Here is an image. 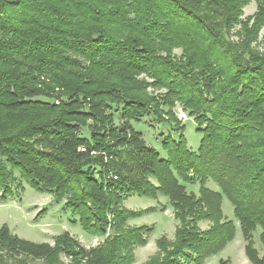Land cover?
<instances>
[{
	"label": "trees",
	"instance_id": "trees-1",
	"mask_svg": "<svg viewBox=\"0 0 264 264\" xmlns=\"http://www.w3.org/2000/svg\"><path fill=\"white\" fill-rule=\"evenodd\" d=\"M251 1L0 0V200L16 195L13 182L23 191L26 181L103 237L87 248L65 232L51 247L3 226L0 264H9L5 249L11 264H29L19 255L134 264L154 227L130 225L142 212L124 201L159 194L174 207L176 239H159L144 264H205L222 251L236 230L224 220V198L249 260L264 264L253 237L258 226L264 231V46L257 48L264 0L242 18ZM177 106L203 135L197 151ZM148 115L181 131L178 140L164 139L167 158L134 128ZM209 179L220 191L206 186ZM182 182L200 183V196Z\"/></svg>",
	"mask_w": 264,
	"mask_h": 264
},
{
	"label": "rangeland",
	"instance_id": "rangeland-1",
	"mask_svg": "<svg viewBox=\"0 0 264 264\" xmlns=\"http://www.w3.org/2000/svg\"><path fill=\"white\" fill-rule=\"evenodd\" d=\"M256 10L257 1L252 0L244 8L242 18L253 15ZM238 28L239 26L236 27V29ZM231 39L238 40V36L233 34ZM263 40L264 27L257 40V48L259 50H263ZM175 54L179 56L181 50H175ZM180 108L182 109L180 106L175 108L177 115ZM185 114L188 116L187 119L180 120L185 126L184 136L189 148L197 151L203 135L197 130L194 118L190 117L188 112ZM115 117L116 124H120V116L116 113ZM133 125L137 131L142 133L146 144L159 151L163 158H167V152L162 146L164 139L167 136H171L173 139L178 140L181 134V131L176 129L175 123L160 122L153 115H148L139 121H134ZM90 132L89 128H82L83 136L88 137ZM23 183L24 190L20 191L17 189V183L13 182L12 186L15 189L16 195L9 197L7 202L0 200V227L7 226L11 233L22 240L34 243H48L51 247H54L55 236L65 232H69L87 248L96 246L103 240V237L91 235L80 224L72 222L77 218L71 214L70 210L63 208L65 201L58 203L52 194L38 191L26 181ZM182 183L185 185L188 193H193L197 197L200 196V183ZM206 186L214 191H220L221 189L212 179L208 180ZM124 205L133 211L142 212L139 216L129 220L130 225L154 227L153 232L148 238V243L135 249L136 261L134 264H144L150 257L155 255L158 251L157 242L159 239L165 237L168 241H175L179 221L175 218V210L168 196L159 194L156 198H153L132 195L124 201ZM42 210L44 211L39 215V212ZM222 212L224 220H231L234 223L236 227L235 234L227 242L224 249L209 257L205 264H219L220 259H229L232 264H253L246 254V241L239 220L234 213V207L226 198H224L222 203ZM205 223H200V226L206 227L207 222ZM263 232V228L258 226L253 233L255 247L261 256H264ZM5 250L2 251V259L9 264L13 263L15 261L13 260L14 257ZM19 258L25 259L29 264H47L43 259H34L26 255H19ZM61 258L66 264L70 262V258L64 255H61Z\"/></svg>",
	"mask_w": 264,
	"mask_h": 264
},
{
	"label": "built area",
	"instance_id": "built-area-1",
	"mask_svg": "<svg viewBox=\"0 0 264 264\" xmlns=\"http://www.w3.org/2000/svg\"><path fill=\"white\" fill-rule=\"evenodd\" d=\"M186 112L183 110V109H179V113H178V115H179V119H182V120H184V118H186L187 119V115L185 114ZM111 177H113L114 179H117L118 178V176L117 175H115V174H113V175H111V173L109 174Z\"/></svg>",
	"mask_w": 264,
	"mask_h": 264
},
{
	"label": "crops",
	"instance_id": "crops-1",
	"mask_svg": "<svg viewBox=\"0 0 264 264\" xmlns=\"http://www.w3.org/2000/svg\"><path fill=\"white\" fill-rule=\"evenodd\" d=\"M215 191H218V190H215ZM203 223H205V222H203ZM202 224V223H201ZM206 224V223H205ZM209 227V224H208V222H207V226L206 227H202V228H204V229H207ZM208 260V259H207ZM206 260V261H207ZM206 263V262H205Z\"/></svg>",
	"mask_w": 264,
	"mask_h": 264
}]
</instances>
